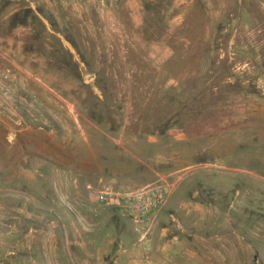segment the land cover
<instances>
[{"label":"rangeland","instance_id":"obj_1","mask_svg":"<svg viewBox=\"0 0 264 264\" xmlns=\"http://www.w3.org/2000/svg\"><path fill=\"white\" fill-rule=\"evenodd\" d=\"M89 3L0 0V264L190 232L264 264V0ZM159 182L145 235L95 199Z\"/></svg>","mask_w":264,"mask_h":264},{"label":"crops","instance_id":"obj_2","mask_svg":"<svg viewBox=\"0 0 264 264\" xmlns=\"http://www.w3.org/2000/svg\"><path fill=\"white\" fill-rule=\"evenodd\" d=\"M60 1H69V3L72 2V4H75L77 2H80L81 0H60ZM89 2H90L89 4L92 6L95 4L91 1ZM254 96L256 95L253 93L252 97L255 98ZM192 193H195V190H193ZM100 210L101 209L99 208L98 213L100 215H103L105 211L102 210L100 211ZM200 212L206 215V211H204L203 209H200ZM104 215H106L107 217L109 216L107 215V213ZM154 215H156V212ZM111 216H114L115 219H117L118 217L116 213L115 214L111 213L109 218H111ZM83 230L87 231L86 229ZM129 231H131V229ZM152 233L154 235V232ZM153 235H151V240H153L154 238L158 240L159 237L160 239H163L165 236V232L163 231L159 232L158 235L155 237ZM102 238L107 239L105 233L99 239H95V240L93 239L94 244L96 245L93 251H90L87 248V244L85 245L84 243L77 244L79 246V249L82 251V255L84 257L83 262H85L84 264H107L105 259L106 257L104 255V253H106L107 250L106 249L102 250V246L100 242ZM187 238H188L187 240H183V241L174 242L171 240V241H167L166 243L164 242L161 244L157 243L155 248L151 245V243L149 244L148 242L145 241L141 243L132 244L129 246H123L122 250H120L121 248L119 247V249L116 250L117 256H115L112 263L109 264H120L122 263L123 260H124L123 261L124 264H150L147 260V257L149 256L147 254H150L152 259L156 261V264H217L214 255V244L208 239L207 236L201 233L190 232L188 233ZM234 255L235 258H233V261L234 262L236 261L235 264H242L243 261H241L238 254L236 253ZM155 258H157L158 260H156ZM119 259H122V261H119L118 263L117 260Z\"/></svg>","mask_w":264,"mask_h":264},{"label":"built area","instance_id":"obj_3","mask_svg":"<svg viewBox=\"0 0 264 264\" xmlns=\"http://www.w3.org/2000/svg\"><path fill=\"white\" fill-rule=\"evenodd\" d=\"M89 1L104 5L112 0ZM167 187V183L159 182L128 191L102 189L96 193L95 199L115 206L137 224L138 232L145 235L151 228L154 213L165 201Z\"/></svg>","mask_w":264,"mask_h":264}]
</instances>
